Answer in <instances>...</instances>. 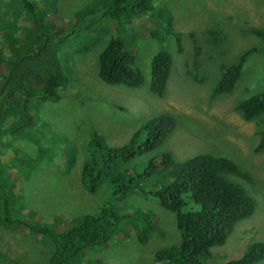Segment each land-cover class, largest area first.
Wrapping results in <instances>:
<instances>
[{"label":"rangeland","instance_id":"374dc122","mask_svg":"<svg viewBox=\"0 0 264 264\" xmlns=\"http://www.w3.org/2000/svg\"><path fill=\"white\" fill-rule=\"evenodd\" d=\"M84 1L88 0H60V14L72 23L69 17ZM36 2L52 8L54 0ZM14 4L27 13L19 0H3L2 10ZM170 16L172 35L164 32ZM132 23L141 33L138 41L131 42L138 54L137 65L148 80L154 53L166 48L173 56L165 94L151 92L148 84L141 88L107 84L94 68L97 51L75 52L77 77H70L74 80L58 98L42 101L40 113L59 122L54 124L55 131L68 138L78 158L73 165L67 164L69 156L60 149L69 148L67 142H54L52 129H26L20 139H13L6 126L12 119L6 117L0 121V181L4 175L13 177V182H8L13 186L19 178L17 188L24 191L22 198L18 195L16 206L34 224L68 228L78 215L96 213L104 198L115 205L122 215L117 232L105 245L84 251L76 264H160L158 250L171 246L179 236L176 214L151 194L130 191L124 196H119L120 192L111 195L107 181L94 194L86 190L80 180L84 155L79 142L91 127H98L104 130L108 144H123L144 117L168 112L179 122L162 148L180 159L208 150L229 155L256 178L257 185L249 188L262 208L238 221L224 244L212 247L216 262L237 258L246 244L264 241V152L255 150L264 114L248 120L236 108L241 99L264 91V0H158L145 13L133 17ZM210 30L219 33V41L208 40ZM2 51H6L3 46ZM238 62L242 71L233 90L214 96L213 86L222 71ZM44 146L47 150L43 156ZM14 147L24 150L17 154L22 159L28 157L27 152L43 157L31 169V176L21 180L14 169ZM0 250L19 264L46 263L51 256L50 245L40 235L1 223Z\"/></svg>","mask_w":264,"mask_h":264},{"label":"trees","instance_id":"16d2710c","mask_svg":"<svg viewBox=\"0 0 264 264\" xmlns=\"http://www.w3.org/2000/svg\"><path fill=\"white\" fill-rule=\"evenodd\" d=\"M19 1L27 13L21 12L15 4L3 11V0H0V121L6 117L12 119L6 126L13 139H20L26 129L44 128V132L52 129L54 142H67L69 148L60 147L69 156L67 164H74L78 158L76 150L65 135L55 131L54 124L60 125L59 122L40 112L42 101L58 98L74 80L70 77H77L75 52L96 54L97 51L94 68L100 80L107 84L130 88L148 84L151 92L165 94L174 64L172 54L166 48L154 53L148 80L137 65L138 54L131 43L141 36L132 26V18L145 13L158 0L84 1L69 17L74 20L72 23L60 14V0H54L52 8L37 0ZM166 23L164 32L172 35L173 17ZM210 31L208 40L219 41V33ZM2 46L6 51H2ZM241 71L240 62L224 69L213 86V95L232 91ZM236 108L248 120L259 119L264 114V91L241 99ZM178 122L177 117L168 112L144 117L130 138L118 145L107 143L102 128L91 127L79 142L84 155L80 168L83 187L94 194L107 181L111 195L120 192L119 196H124L130 191L151 194L163 207L174 212L179 236L174 244L158 250L160 264H264L261 262L264 241L261 240L246 244L237 258L215 261L212 247L224 244L238 221L255 214L258 207L262 208L249 188L255 187L257 181L250 170L229 155L208 150L180 159L162 148ZM258 135L255 150L264 152V124ZM13 150L16 165L22 166L21 169L14 166L21 180L25 175L31 176V169L36 168L47 147H42L40 156L27 152L26 159L17 155L24 151L20 147ZM18 180L12 186L13 177L4 175V180L0 181V223L21 231L30 230L50 245L48 261L36 264H76L75 260L82 257L84 251L105 245L117 232L122 215L114 204L104 201L105 198L96 213L78 215L68 228H58L51 223L34 224L22 213L21 207L16 206L18 195L22 198L24 191L23 187L17 188ZM0 264L19 263L0 250Z\"/></svg>","mask_w":264,"mask_h":264}]
</instances>
